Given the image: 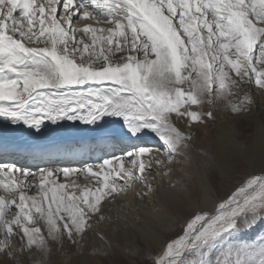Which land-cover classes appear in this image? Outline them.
Returning a JSON list of instances; mask_svg holds the SVG:
<instances>
[{"label":"bare ground","instance_id":"1","mask_svg":"<svg viewBox=\"0 0 264 264\" xmlns=\"http://www.w3.org/2000/svg\"><path fill=\"white\" fill-rule=\"evenodd\" d=\"M234 229L264 264V0H0V264H42L34 236L52 264H180Z\"/></svg>","mask_w":264,"mask_h":264},{"label":"rangeland","instance_id":"2","mask_svg":"<svg viewBox=\"0 0 264 264\" xmlns=\"http://www.w3.org/2000/svg\"><path fill=\"white\" fill-rule=\"evenodd\" d=\"M147 33L151 34L153 36L152 38L155 42H156V38L161 39V40H157L155 45H156L157 50H159V52L162 51L161 52L162 61H161V64L156 65L157 67L154 69L155 73L153 72V70L151 72H153L155 75L159 71H160V73H161V71L162 72L166 71L165 72L166 76L163 77L165 79H162L159 77V78H157V80H159V81H157V80L155 81V79L152 76L153 74L150 72L149 77L153 78L154 81H153V79H150V78L146 80L147 89L145 90V92L143 91L142 94L145 93L143 96L146 98L149 95L151 97L152 101H155L156 99H158L160 101L162 100L161 101V102H163L162 104L166 106V104H167L166 101H170V98L173 96L171 93V92H173V89L170 87V85L167 84L168 82H170V79H171L170 77L172 75L171 74L172 72H168L167 71L168 67H166L169 65V62H170V60H172L171 59L172 57L170 56V54L168 52H165V51H169V47H168V44L166 43V41L165 40H164L165 42L163 41L162 36L156 34L154 31H152L150 29L148 30ZM158 36H160V37H158ZM162 41L164 42L163 45H162ZM165 46H167L166 50L163 49V47H165ZM163 52L166 53L167 55L164 54ZM168 56H170L171 58L170 57L168 58ZM156 76L157 75H155L154 77H156ZM167 77L170 79H168ZM166 79H168V80L166 81ZM148 80H150V82ZM163 80L166 81V84H165V81H163ZM152 81L155 82L153 85H155L156 83H157V85L153 86L151 84V83H153ZM161 82H163V83L161 84ZM163 84H164V88H166L167 90L162 87ZM167 85L170 87V89ZM199 89H200V87H198V89L195 90L196 92H194V94H193V95L196 94L195 97H197L196 99L194 98V102L196 103V106H197L194 109H196V110H194L190 114L191 116H189V118L193 119V120H198L200 117H202V115H204L203 112L206 113L205 107L198 103L199 102L198 97H200V94H198V93H200V91H198ZM159 90H160V93H159ZM164 90L165 91L171 90L168 92L170 94L166 93ZM156 97H158V98H156ZM164 103H166V104H164ZM186 113H187V111H186ZM202 146L203 147L205 146L206 150H209L212 153L214 152L213 145H212L210 140L204 141ZM232 166H233V168L231 171H229L230 173L228 175H224V176H220L221 174L218 172V169L215 170L213 168V166L210 164H208L207 167H205L207 177L209 178L208 180H210L211 182L216 184L217 188H219V192L221 191L220 194L224 193V190H226V188L228 186L227 183L228 182L230 183V180H232L234 178H235V180H237V179H239V176H242L241 173L243 172L244 167H245V166H243V163L233 161ZM227 179H228V181H227ZM220 183L224 186V188H222L223 187L222 185H219ZM225 186H226V188H225ZM175 210H176V204H170V211L172 212V214L176 213ZM51 222H50L51 224L49 223L50 224L49 229H50L51 233L56 235L55 237L59 238L58 240H60V238H62L64 236L63 231L60 228V226L56 223V221H55L56 225L53 223V221H51ZM53 229H55V230H53ZM159 231L162 235H164L166 233L164 230H159ZM230 232L228 234L225 233V234L214 236L209 241L202 242V244L199 245V247H197L196 249H190L187 252V254L182 258V260L180 261L181 262L180 264H254L255 262L253 263L251 260V257L249 258V256L253 255L254 259H256L257 254H252V247L249 248V245H247V242L243 241V239H245V237H243L242 234L240 233V231L237 229H234L233 231H230ZM60 234L62 237H60ZM32 235L34 236L35 234H32ZM34 238L28 239V247L33 249L31 251H33V253L37 255L38 260L42 259L40 261V262H42V264H52V262L50 260L51 257L49 255V252H45L47 250L44 247V243L41 240H38V238L36 236H34ZM262 238H264V236ZM137 241L138 242L141 241V238L138 237ZM263 244L261 243L262 247L264 246ZM116 251H117V249L115 251H113V253L115 256H117V257L119 256L118 257L119 261L117 260V258L109 260L110 253L100 254L99 257L97 256V254L94 255V253H92V254H90V256L91 255L95 256V264H129V263L124 262V259H121L123 256L122 255L120 256V253H117ZM37 253L40 255H38ZM42 255H44V256H42ZM139 255H140V257H139V260L137 261L139 264H152V261H151L152 256L146 248H143L142 251L139 252ZM27 259H29V257H27ZM18 262L19 261L17 260V263Z\"/></svg>","mask_w":264,"mask_h":264}]
</instances>
